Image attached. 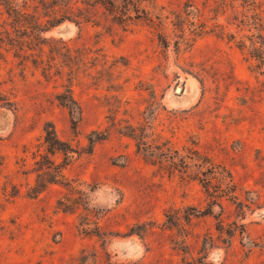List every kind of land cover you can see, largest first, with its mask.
<instances>
[{"label": "rangeland", "instance_id": "374dc122", "mask_svg": "<svg viewBox=\"0 0 264 264\" xmlns=\"http://www.w3.org/2000/svg\"><path fill=\"white\" fill-rule=\"evenodd\" d=\"M238 2L148 0L0 46V264H264V71L236 47ZM47 123L71 158L47 153ZM43 155L84 194L30 195Z\"/></svg>", "mask_w": 264, "mask_h": 264}, {"label": "trees", "instance_id": "16d2710c", "mask_svg": "<svg viewBox=\"0 0 264 264\" xmlns=\"http://www.w3.org/2000/svg\"><path fill=\"white\" fill-rule=\"evenodd\" d=\"M148 0H0V9L5 14L9 28L0 31V46L6 50L13 49L14 56L16 52L21 53L26 49H31L30 42L42 41L46 38L41 34L50 28L60 24L64 20L72 22L78 26L83 23L93 21L94 13L106 12L110 15V20L120 24L130 18V11L138 16L140 4ZM261 0H239V11H235L230 18L229 25L242 32L236 42V47L240 50L245 49L249 58L253 59L257 68L264 71V4ZM262 7V8H261ZM10 29V30H8ZM11 32L13 34H11ZM234 38V35L231 36ZM24 38V39H22ZM163 46L165 41L159 39ZM8 46V47H7ZM58 104L65 107L70 114L80 112L77 102L72 98L68 90L58 93L56 96ZM127 134L131 137L132 129ZM94 134V139L91 138ZM87 137L89 147L98 139H102V134L92 132ZM43 143L48 154L60 152L64 159L71 158L74 152L68 144L61 141L55 134L50 123L45 124L43 128ZM136 150L143 153V157L151 155L150 150L141 140L136 143ZM39 173L36 174L34 184L29 188L30 195H36L50 183H63L70 191L81 194L84 192L78 188L80 184L63 177L62 168L65 163L55 164L47 155L40 156ZM63 181V182H62ZM88 190L92 186L86 185ZM83 198V197H82ZM86 202L84 198L82 203ZM70 198L63 197L56 201V207L62 211H70L72 205ZM83 225H87L83 223ZM86 264V257L80 256L78 263Z\"/></svg>", "mask_w": 264, "mask_h": 264}]
</instances>
